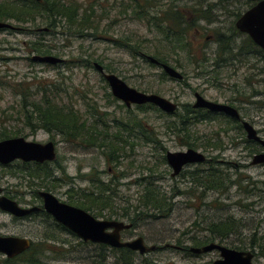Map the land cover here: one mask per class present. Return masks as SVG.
Here are the masks:
<instances>
[{"label": "rangeland", "instance_id": "1", "mask_svg": "<svg viewBox=\"0 0 264 264\" xmlns=\"http://www.w3.org/2000/svg\"><path fill=\"white\" fill-rule=\"evenodd\" d=\"M65 1L75 3L81 13L97 19V31L80 36L64 21L50 24L52 19L46 18H37L29 27L9 20L7 23L16 29L0 30V131L6 128L17 133L14 137L29 142L54 143L56 159L48 164L53 174L44 180L48 186H53L47 191L59 201L67 204L82 201L97 181L109 186L107 194L111 201L104 210L88 211L96 219L106 220L113 213V220L129 223V219L122 217L124 211L132 218L144 210L141 203L144 187L152 182L158 193L172 205L171 211L165 218L138 220L134 227L122 232L123 240L142 237L147 245H177L179 242L181 247L189 248L194 246L192 238L207 233L204 229L208 222L232 219L238 229L220 244L226 247L243 245L240 251L251 252L249 245L253 236L264 235V165H251L253 156L263 149L253 142H245V133L235 125L227 124L222 116L196 123L190 128V136L177 134L169 129L176 117L144 105L127 109L112 97L108 84L94 68V63L108 67L109 71L103 69L105 73L115 74L139 92L171 100L178 105L180 113L183 105L192 106L195 102L194 93L209 101L231 103L264 140V62L254 54L249 60L256 62L255 69L248 70L247 66L238 65L240 57L233 59L243 41V36L234 35L236 16L233 15L249 8L247 1L156 0L155 7L150 9L152 15L160 17L166 9L176 7L186 11L191 18L190 8L208 10L212 18L211 23L199 20L197 28L190 33V49L199 60L198 65L182 52L176 56L168 49L161 52L166 54L168 65L184 76L182 82L162 76L160 67L140 55H132L129 45L117 44L129 40L130 45H139L135 48L138 52L154 59L160 49V35L154 29L149 30L144 22L134 19L131 9L126 8V3L133 6V1ZM43 29L47 31H39ZM219 34L230 35L226 42L229 52L224 56L229 59L227 66L218 64L216 36ZM35 42L48 47L50 55L63 62L31 61V56L38 55L32 50ZM53 85H58L62 91L59 106L68 105L83 118L97 121L102 139L96 144L86 146L68 141L25 124L22 99L38 101L43 93L41 88L54 91ZM110 141L122 146L119 160L111 159L102 152L103 147L97 145H107ZM187 142L196 146L188 147ZM188 148L203 153L207 160L186 166L178 176L171 177L172 171L163 159L165 153ZM256 150L259 152L255 153ZM212 168L229 177L231 182L224 190L206 189L196 178ZM33 170V165L21 163H13L6 169L0 166V185L12 190L22 203L28 201L40 205L35 193L45 189L32 178ZM25 191L27 194H22ZM44 233L52 236L45 238ZM0 235L29 239L37 245L42 252L40 259L47 264H79L86 262L94 251L92 244L82 245L81 240L58 229L56 222L45 214L15 222L9 215L0 213ZM213 242L219 243L218 239ZM144 257L157 264H210L219 255L216 251L191 255L162 248ZM3 258L0 255V259ZM252 264H264V256L253 257Z\"/></svg>", "mask_w": 264, "mask_h": 264}, {"label": "trees", "instance_id": "2", "mask_svg": "<svg viewBox=\"0 0 264 264\" xmlns=\"http://www.w3.org/2000/svg\"><path fill=\"white\" fill-rule=\"evenodd\" d=\"M134 4L127 7L132 11L134 19L144 22L149 30L154 29L155 32L160 35L161 43L159 52L154 54L155 59L160 63H167L166 54L161 52L170 50L174 55L184 53L192 58V63L195 61L197 65L199 60L195 59L190 49V33L196 27V23L199 20H205L211 23L212 18L209 16L208 10L193 9L190 8L192 18L186 14V11H180L178 8H169L165 10L161 16L152 15L151 8L155 7V1L153 0H130ZM226 1V0H223ZM93 14V11H91ZM37 18L52 19L50 24H55L56 21H64L67 26L72 27L74 32L80 36L86 34V32H96L98 29V20L92 19L90 14L81 13L79 7L75 3H68L65 0H2L0 2V21L7 22L9 20L15 21L18 25L29 27L35 24ZM197 28V27H196ZM41 31V30H40ZM218 36V35H217ZM129 40L118 41L117 44L123 47H130L132 55H140L143 59L147 60L145 56L138 52L135 48L139 45L132 46L128 42ZM219 45V41L216 40ZM256 49V47H254ZM33 51L40 56L50 55V49L45 47L40 42L33 44ZM221 49H218V53ZM257 51L260 53L259 49ZM148 61V60H147ZM81 62L88 63L89 61L81 60ZM150 63V62H149ZM152 64V63H151ZM101 65V64H100ZM105 71H109L108 67L101 65ZM184 75V74H183ZM162 76H165L162 74ZM54 91L47 87H42V96L38 101H27L26 97L22 99V110L24 114L25 124L32 128L43 130L50 135H59L68 141H77L81 144L88 146L89 144H96L97 141L102 139L101 131L97 129V121L91 122L90 118H83L68 105L59 106V94L62 92L58 85H53ZM51 92V95L49 93ZM154 110L157 108L152 104H146ZM142 108L143 106H138ZM183 111L180 113L176 111L171 116L176 117L172 121L169 129L174 130L177 134L183 133L186 136H190L191 130L196 123L203 120H214L216 116H222L220 114L211 113L201 109H194L191 105H183ZM89 115V114H88ZM168 116H170L168 114ZM225 118V117H224ZM226 119V118H225ZM227 124L236 125V121L226 119ZM17 133L8 131L3 128L0 131V140L16 136ZM188 147L196 146L195 143L187 142ZM255 144V143H254ZM98 146H102L104 154H107L111 159H117L122 156V146H118L115 142L110 141L109 144L97 143ZM213 146V144H211ZM256 145V144H255ZM206 147V146H205ZM256 148V147H255ZM257 151V150H256ZM255 151V153H256ZM164 159V158H163ZM49 163L38 164L34 163V173L32 178L38 180L43 185L40 186L46 191L53 187L47 185L44 180L53 172L48 168ZM202 177H197L202 187L209 190H224L230 179L224 175L223 171L212 168ZM197 174V173H195ZM110 192V187L103 184L100 181L93 183V188L90 192L82 197V201H71V204L82 208L86 211H94L95 209L104 210L108 202L111 201V197L107 192ZM142 197V207L144 210L139 211L135 217H128L127 212L124 211L122 217L129 219V223L132 227L135 226L138 220L144 218L159 219L165 218L169 215L172 205L168 203L165 197L158 193L156 187L150 182L145 185ZM36 197V195H35ZM44 214V213H43ZM100 216L101 213H96ZM49 218V215H46ZM113 213L109 215L107 219H112ZM140 218V219H139ZM57 224V223H56ZM57 228L61 231H66L65 228L57 224ZM238 229L237 224L232 220H221L208 222L204 231L207 232L202 237L192 238L193 247H200L218 239L219 244L226 242L228 237ZM48 230V229H47ZM49 232V231H48ZM51 233V232H50ZM45 238L51 237L49 233H44ZM178 241V240H177ZM82 245H91L92 243L80 242ZM94 247L93 254L88 257V260L82 261L79 264H157L136 252L129 249H116L110 248L102 244H92ZM176 246L181 247L178 242ZM235 250H243V245H231L229 246ZM254 257L264 256V235L259 237L253 236V239L249 245ZM161 249V248H159ZM184 253L188 252V247H182ZM41 251L37 249L35 243L30 244V248L20 255L8 259H0V264H47L40 259ZM111 255V257H110ZM193 255V254H191ZM163 264H179L175 262H166Z\"/></svg>", "mask_w": 264, "mask_h": 264}, {"label": "water", "instance_id": "3", "mask_svg": "<svg viewBox=\"0 0 264 264\" xmlns=\"http://www.w3.org/2000/svg\"><path fill=\"white\" fill-rule=\"evenodd\" d=\"M255 4L246 10L236 21V28L248 34L251 40L264 51V0H249ZM15 30L16 28L7 22L0 21V30ZM31 61L48 64L62 63L63 60L51 55H33ZM146 59L155 65H160L162 70L172 79L180 80L182 75L176 69L166 63H160L150 56ZM94 68L102 74L110 88L112 96L124 103L126 107L132 105L152 104L169 115L176 112V103L157 94H146L129 87L126 83L112 73H105L102 66L94 63ZM195 103L193 108H205L213 113H224L232 118L238 119V112L223 104L207 101L198 93H194ZM243 128L248 140L257 142L264 146V140L260 138L257 131L247 122H243ZM166 161L172 169V176L178 175L180 171L190 164H199L206 157L193 149L181 152L166 153ZM56 158L55 146L52 142L40 144L26 141L22 137L10 138L0 141V164H9L14 160L23 162H53ZM251 164L263 165L264 153L256 155ZM38 196L42 200V207L33 206L21 208L14 201L0 197V210L16 217H25L31 213L43 211L49 214L57 223L72 232L85 243L102 244L110 248L129 249L139 255H146L159 248H172L183 250L182 247L166 243L163 246L147 245L142 237L123 240L122 232L129 230L132 225L118 220H100L93 217L85 210L67 205L59 201L53 194L47 191H39ZM30 240L17 236L0 235V255L11 259L30 248ZM188 252L193 255H203L216 251L219 258L210 264H252L254 257L250 251H240L226 247L217 242H211L200 247H189Z\"/></svg>", "mask_w": 264, "mask_h": 264}, {"label": "flooded vegetation", "instance_id": "4", "mask_svg": "<svg viewBox=\"0 0 264 264\" xmlns=\"http://www.w3.org/2000/svg\"><path fill=\"white\" fill-rule=\"evenodd\" d=\"M245 1H247V4H249V8H251L254 4H255V2H251V1H249V0H245ZM249 8H247L246 10H248ZM246 10H244L243 12H240V13H234L235 15H233V17L234 16H236V18H235V20H234V31H235V33H234V35H236V36H240V37H242L243 36V41L241 42V45L239 46V49H238V51H237V53H236V55L233 57V59H235V60H237L239 57H240V60H237V62L239 63L238 65L239 66H247V68H248V70H254L255 69V66H256V62H251L250 60H249V58L250 57H253V56H259L258 58H259V61L260 62H264V51L258 46V45H256L252 40H251V38L248 36V34H246L245 32H242V31H240V30H238L237 28H236V25H235V23H236V21L240 18V16L246 11ZM18 29V28H17ZM40 31V30H39ZM41 31H47V29H43V30H41ZM228 37H230V35H228V36H225V35H223V34H219L218 36H216V40L217 41H219V49H221V51L218 53V64L219 63H224V65L223 66H227V65H230V63H228L227 61L229 60L228 58H226V57H224L225 56V54H227L228 52H229V50H228V44L226 45V42H227V38ZM207 40H209V39H207ZM254 47H256V49L254 48ZM257 49H259V51H260V53L257 51ZM255 54V55H254ZM146 57V56H145ZM232 57L230 58V59H232ZM241 59H244V60H246V62H239V61H244V60H241ZM218 64H217V66H218ZM232 64V63H231ZM153 65H155V64H153ZM155 66H158V67H160V65H155ZM160 69L162 70V68L160 67ZM263 71V70H262ZM251 73V72H250ZM252 74V73H251ZM251 74L249 75V77L247 78V81H248V85H250V76H251ZM102 75V74H101ZM110 89V88H109ZM111 93V92H110ZM112 95V94H111ZM113 97V96H112ZM116 99V98H115ZM118 100V99H117ZM132 106H134V105H132ZM131 106V107H132ZM126 107V106H125ZM130 107V108H131ZM127 109H129V107H127ZM237 112H238V115H239V118L238 119H235V118H232L231 116H228V115H226V114H224V113H216V114H220V115H222L223 117H225L226 119H230L231 121H236V126L237 127H239L244 133H245V135H246V132H245V130H244V128H243V122L244 121H246V120H244V118H243V116L240 114V111L237 109ZM211 113H213V112H211ZM226 119H224L225 121H226ZM227 122V121H226ZM246 122H248V121H246ZM12 138H16V137H12ZM6 139H10V138H6ZM2 140H5V139H2ZM26 140V139H25ZM1 141V140H0ZM27 141V140H26ZM245 142H252L251 140H248L247 139V141H245ZM188 149H192V148H188ZM194 150V149H193ZM55 151H56V148H55ZM195 151H197V150H195ZM168 152V151H167ZM166 152V153H167ZM199 152V151H198ZM166 153H165V156H166ZM201 153V152H200ZM203 154V153H202ZM204 155V154H203ZM163 157L164 158V160L166 161V157ZM205 156V155H204ZM206 157V156H205ZM207 158V157H206ZM56 159V158H55ZM13 163H21V164H23L24 166H29V165H33L34 163H37V162H23L22 160H19V159H17V160H14V161H12V162H10L9 164H0V166L1 167H3V169H6L7 167H9V166H11V165H13ZM44 163H51V162H44ZM44 163H38V164H44ZM166 163H167V161H166ZM168 165V164H167ZM190 165H197V164H190ZM264 165V164H263ZM169 166V165H168ZM189 166V165H188ZM186 167V166H185ZM184 167V168H185ZM183 168V169H184ZM171 169V168H170ZM183 169L180 171V173L183 171ZM171 171H172V169H171ZM179 173V174H180ZM178 174V175H179ZM178 175H175V176H172V173H171V177H176V176H178ZM39 191H45V190H38V191H36V193H35V195H36V198L38 199V201L39 202H41V204L40 205H37V204H33L32 205V203L31 202H29L28 203V201L27 202H24V203H22L21 202V200H19V197H16L15 195H14V193L12 192V190L10 191V189L8 188V187H6V186H1L0 185V197H5V198H7V199H9V200H11V201H14L18 206H20L21 208H30V207H33V206H38V207H42V200H41V198L38 196V192ZM48 192V191H47ZM22 194H27V191H25L24 193H22ZM64 203V202H63ZM65 204H67V203H65ZM67 205H70V206H73V207H76V206H74V205H72L70 202L67 204ZM77 208H79V207H77ZM82 209V208H81ZM84 210V209H83ZM86 211V210H85ZM86 212H88V211H86ZM0 213H3V214H5V215H9L10 217H11V220H13V221H15V222H19V221H22V220H31V218L33 217V216H37V215H43V213L44 214H46V215H49V214H47V213H45V212H43V211H38V212H34V213H31V214H29V215H27V216H25V217H16V216H13V215H11V214H9V213H7V212H4V211H2V210H0ZM50 216V215H49ZM51 217V216H50ZM52 218V217H51ZM53 219V218H52ZM54 220V219H53ZM55 221V220H54ZM56 222V221H55ZM57 223V222H56ZM58 225H60V226H62L61 224H59V223H57ZM63 227V226H62ZM63 228H65V227H63ZM66 229V228H65ZM65 232H67V233H69L70 235H72V236H75L72 232H70L68 229H66V231ZM76 238H78L77 236H75ZM79 239V238H78ZM80 240V239H79ZM82 241V240H81ZM30 243L31 244H33V242L32 241H30ZM85 243V242H84Z\"/></svg>", "mask_w": 264, "mask_h": 264}, {"label": "bare ground", "instance_id": "5", "mask_svg": "<svg viewBox=\"0 0 264 264\" xmlns=\"http://www.w3.org/2000/svg\"><path fill=\"white\" fill-rule=\"evenodd\" d=\"M52 56V55H51ZM162 74H164L166 77H168V78H170L163 70H162ZM170 79H172V78H170ZM173 80H175V81H184V76H182V79H180V80H177V79H173ZM143 93V92H142ZM147 94V93H146ZM204 98V97H203ZM167 99V98H166ZM205 99V98H204ZM169 100V99H168ZM207 100V99H206ZM118 101H120V100H118ZM207 101H209V100H207ZM123 105H124V103L122 102V101H120ZM210 102H213V101H210ZM195 103V102H194ZM193 103V104H194ZM215 103H217V102H215ZM193 104H192V107H193ZM219 104H222V103H219ZM146 105V104H145ZM224 106H227V107H229V108H232V109H234V110H236L237 111V109H236V107L233 105V104H223ZM125 106V105H124ZM134 106H137V105H134ZM139 106V105H138ZM141 106H143V105H141ZM155 106V105H154ZM178 106V105H177ZM156 107V106H155ZM127 108V107H126ZM157 109H159L158 107H156ZM178 109L179 108H177V110L176 111H178ZM194 109H201V110H205V111H208V112H211V111H209V110H207V109H205V108H194ZM160 111H162V112H164L163 110H161V109H159ZM164 113H166V112H164ZM220 116H216V117H214V118H219ZM223 117V116H222ZM225 119V118H224ZM204 121H209V120H204ZM244 122H246V121H244ZM247 123H249V122H247ZM250 124V123H249ZM251 125V124H250ZM236 126V125H235ZM252 126V125H251ZM237 127V126H236ZM253 127V126H252ZM238 129H240L239 127H237ZM254 128V127H253ZM255 129V128H254ZM256 130V129H255ZM245 137H246V135H245ZM246 139H247V137H246ZM253 143H255L256 145H258L260 148H262L263 150H262V152L261 153H264V146H262L261 144H259V143H257V142H254V141H252ZM54 144V143H53ZM55 146V145H54ZM259 151H256V153H258ZM261 153H258V154H256V155H259V154H261ZM256 155H254L253 156V158L256 156ZM253 158H252V160H253ZM207 160V159H206ZM205 160V161H206ZM252 160H251V162H252ZM204 161V162H205ZM204 162H202V163H204ZM202 163H199V164H202ZM251 165H253V164H251ZM107 220H113V219H107Z\"/></svg>", "mask_w": 264, "mask_h": 264}]
</instances>
